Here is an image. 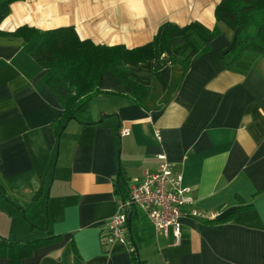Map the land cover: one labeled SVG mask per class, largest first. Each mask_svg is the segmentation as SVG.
<instances>
[{
	"label": "crops",
	"instance_id": "obj_1",
	"mask_svg": "<svg viewBox=\"0 0 264 264\" xmlns=\"http://www.w3.org/2000/svg\"><path fill=\"white\" fill-rule=\"evenodd\" d=\"M219 2L11 3L0 20V237L59 236L17 264H135L131 243L142 264H264V53L244 49L223 65L235 31L221 24L208 52L185 70H155L151 60L128 66L129 77L148 90L143 104L95 95L57 140L52 122L62 107L47 85L50 69L11 36L22 26L72 27L81 40L131 48L151 41L164 22L212 29ZM125 128L129 134H119ZM160 153L192 197L182 208L179 243L157 235L133 208L127 243L107 244L106 222L121 200L118 171L129 189L145 172L158 171ZM193 209L208 217L190 215ZM231 213L229 222L204 221ZM0 264L11 262L1 257Z\"/></svg>",
	"mask_w": 264,
	"mask_h": 264
},
{
	"label": "trees",
	"instance_id": "obj_2",
	"mask_svg": "<svg viewBox=\"0 0 264 264\" xmlns=\"http://www.w3.org/2000/svg\"><path fill=\"white\" fill-rule=\"evenodd\" d=\"M15 1L19 0H0V20L8 15L10 5ZM214 18L212 29L196 21L183 26L164 22L151 41L131 48L81 40L72 27L38 30L22 26L11 36L28 43L29 54L36 63L50 69L47 85L62 107L61 115L52 122L59 140L67 123L95 95H123L137 104L146 101L148 90L129 77V65L151 60L155 70L166 65H177L185 70L197 57L208 52L209 43L219 35L221 24L235 31L231 47L221 56L223 65L231 63L244 49L264 53V0H220L214 9ZM114 184L121 199H125L128 189L121 171H118ZM234 213L204 221L212 224L229 222ZM58 239L57 235L28 240L0 237V258H8L11 264H17L35 248ZM131 246V260L142 264L132 243Z\"/></svg>",
	"mask_w": 264,
	"mask_h": 264
},
{
	"label": "built area",
	"instance_id": "obj_3",
	"mask_svg": "<svg viewBox=\"0 0 264 264\" xmlns=\"http://www.w3.org/2000/svg\"><path fill=\"white\" fill-rule=\"evenodd\" d=\"M127 135V128L119 130ZM159 168L156 172H145L142 180L131 185L125 199L119 200L117 211L106 222V243L126 244L128 241L127 219L133 208L148 218L157 235L172 238L174 244L181 239L180 216L182 208L192 202L190 189L183 184V176L172 170L164 153L158 155ZM190 215L208 217L196 210ZM128 246V250H132Z\"/></svg>",
	"mask_w": 264,
	"mask_h": 264
},
{
	"label": "rangeland",
	"instance_id": "obj_4",
	"mask_svg": "<svg viewBox=\"0 0 264 264\" xmlns=\"http://www.w3.org/2000/svg\"><path fill=\"white\" fill-rule=\"evenodd\" d=\"M56 161V157H55V159H54V162ZM49 190H48V188H47V192H48ZM46 210V209H45Z\"/></svg>",
	"mask_w": 264,
	"mask_h": 264
},
{
	"label": "water",
	"instance_id": "obj_5",
	"mask_svg": "<svg viewBox=\"0 0 264 264\" xmlns=\"http://www.w3.org/2000/svg\"><path fill=\"white\" fill-rule=\"evenodd\" d=\"M127 223H129V218L127 219Z\"/></svg>",
	"mask_w": 264,
	"mask_h": 264
}]
</instances>
